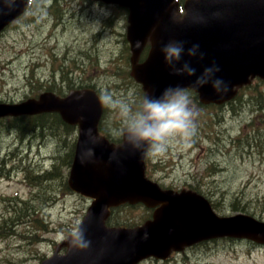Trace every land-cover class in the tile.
Listing matches in <instances>:
<instances>
[{
	"label": "rangeland",
	"instance_id": "rangeland-1",
	"mask_svg": "<svg viewBox=\"0 0 264 264\" xmlns=\"http://www.w3.org/2000/svg\"><path fill=\"white\" fill-rule=\"evenodd\" d=\"M94 3L34 0L26 14L0 34V102L17 103L49 89L66 93L68 87L80 85L139 102L143 92L129 76L126 12L100 3L111 10L100 16ZM190 96L199 112L194 135L173 139L162 155L149 152L148 177L166 189L203 195L221 216L245 209L264 221V81L242 88L231 105H200ZM106 108L102 130L119 141L111 130L120 127L121 118L118 111ZM40 130L23 135L8 123L0 124V217L18 209V201L32 200L36 192L28 185L32 177L54 167L66 172L64 161L77 132L65 133L57 125ZM48 197L54 200L41 217L50 231H41L40 239L33 238L32 226L4 233L0 264H40L62 236L83 221L90 206L88 199L58 182ZM149 215L141 205L121 208L112 213L109 225L133 227ZM141 264H264V245L221 239L166 261L149 259Z\"/></svg>",
	"mask_w": 264,
	"mask_h": 264
},
{
	"label": "water",
	"instance_id": "water-1",
	"mask_svg": "<svg viewBox=\"0 0 264 264\" xmlns=\"http://www.w3.org/2000/svg\"><path fill=\"white\" fill-rule=\"evenodd\" d=\"M99 1L126 7L129 11L126 39L131 51L130 75L144 93L159 95L165 87L176 84L193 90L189 85L195 76L171 75L164 64L160 48L169 39L186 41L185 48L199 43L205 57L202 61L192 58L196 75L203 67L215 62L220 67L217 75L229 83V90L222 96H217L208 85L193 90L203 104H223L235 96L236 87L249 84L255 77L264 79V0H186L185 14L179 22L171 19L173 12L180 17L174 0ZM27 4L28 0L23 9L0 17V31L23 13ZM216 11L221 16L212 18L210 14ZM195 12L209 17L208 22L194 23ZM148 40L150 50L145 61L139 63ZM137 41L140 42L138 47ZM47 113H56L64 123L78 128L67 185L73 192L92 199L79 225L87 229L92 246L85 252H74L62 242L61 246L67 248L66 254L58 255L57 247L53 257L42 264H137L148 258L166 260L171 252L217 238L264 244V221L246 214L219 217L201 195L185 190H163L146 179L144 160L147 151L143 155H129L121 150L120 163H109V153L119 145L99 136L103 104L94 90H71L62 98L44 92L38 98L20 103H0V118ZM87 128L101 140L95 146L98 163H81L80 160ZM126 203H141L153 209L151 219L134 228L107 227L105 223L110 210ZM145 231L147 238H142Z\"/></svg>",
	"mask_w": 264,
	"mask_h": 264
},
{
	"label": "clouds",
	"instance_id": "clouds-1",
	"mask_svg": "<svg viewBox=\"0 0 264 264\" xmlns=\"http://www.w3.org/2000/svg\"><path fill=\"white\" fill-rule=\"evenodd\" d=\"M25 3L26 0H0V17L23 9ZM93 9L100 16L111 14L110 8L100 5L99 0L93 4ZM210 15L212 18H218L221 13L216 11ZM171 19L174 22H179L183 18L173 12ZM208 19L209 17L199 12H195L192 16L194 23L206 24ZM186 43L184 40L169 39L161 46L160 52L170 74L195 76L189 85L193 90L198 91L201 87L208 85L217 96L226 94L229 90V83L217 75L220 72L219 65L212 62L203 67L199 75H196L197 70L192 64V58L202 61L205 53L200 51L199 43H192L185 48ZM136 45L138 47L140 42L137 41ZM185 56L188 59H183ZM76 99L79 100L80 97H76ZM99 101L104 106L118 111L121 118L120 127L111 130V134L118 137L121 142L109 153V163L113 161L120 163L121 150L129 155H143L145 151H150L153 155H162L168 150L173 139L187 140L194 135L196 130L198 108L193 104L189 91L179 84L165 87L159 95L145 92L137 104L115 98L109 92L101 94ZM80 118L84 119L83 116ZM84 136L85 140L80 148L81 163H98L95 146L101 143L100 138L94 134L91 128L85 129ZM102 214L103 208H101ZM134 235L133 233L132 236ZM142 238H147L146 231ZM62 242L74 252H85L92 246L87 229L79 225L62 236Z\"/></svg>",
	"mask_w": 264,
	"mask_h": 264
},
{
	"label": "trees",
	"instance_id": "trees-1",
	"mask_svg": "<svg viewBox=\"0 0 264 264\" xmlns=\"http://www.w3.org/2000/svg\"><path fill=\"white\" fill-rule=\"evenodd\" d=\"M189 93L194 97L195 101H197L196 94L192 92ZM49 121L53 123H50ZM6 122L9 124L10 128L17 129L20 132V134L23 135H29V133H34L37 130L42 131L40 129L46 128L48 127V125L60 126L65 133L69 132L70 130L72 131V128L66 125L65 123H63L60 117L56 114L0 120V124H3L5 126H7ZM73 152H74V147L72 146L71 152L67 154L66 159L64 161L66 172L60 173V170L57 167H54L52 168L54 170L37 174L36 176L31 178L32 183L31 182L29 183L31 188L30 192L33 193L34 189H36L35 194L32 196V200H29V202L18 201V204H20L18 209L13 208L11 210H7L5 214L2 217H0L1 237H5L4 233H8V232L11 233L14 228H16V232H19V229L22 225H26L29 228H31L32 226V229L34 230L33 238L36 237L39 238L41 236L39 235L41 231H50L48 230L44 222V219L41 217L42 211H45L48 202H52L54 200L52 197H48L54 183L56 182H58L59 184L61 183L63 187L67 188L66 187L67 170L70 167L73 157ZM27 175L29 177L30 173H27ZM9 202L14 203L15 201L11 200ZM29 203L31 206H28ZM120 209L121 208L116 209L115 211H113V213L117 212ZM239 211L250 214L245 209H240Z\"/></svg>",
	"mask_w": 264,
	"mask_h": 264
},
{
	"label": "bare ground",
	"instance_id": "bare-ground-1",
	"mask_svg": "<svg viewBox=\"0 0 264 264\" xmlns=\"http://www.w3.org/2000/svg\"><path fill=\"white\" fill-rule=\"evenodd\" d=\"M29 132V131H28Z\"/></svg>",
	"mask_w": 264,
	"mask_h": 264
}]
</instances>
